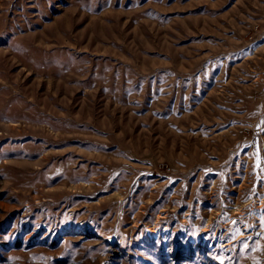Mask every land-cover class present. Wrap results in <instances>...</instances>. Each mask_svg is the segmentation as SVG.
I'll return each instance as SVG.
<instances>
[{"label": "rangeland", "instance_id": "374dc122", "mask_svg": "<svg viewBox=\"0 0 264 264\" xmlns=\"http://www.w3.org/2000/svg\"><path fill=\"white\" fill-rule=\"evenodd\" d=\"M0 264H264V0H0Z\"/></svg>", "mask_w": 264, "mask_h": 264}, {"label": "bare ground", "instance_id": "6f19581e", "mask_svg": "<svg viewBox=\"0 0 264 264\" xmlns=\"http://www.w3.org/2000/svg\"><path fill=\"white\" fill-rule=\"evenodd\" d=\"M44 41V40H43ZM52 48V47H51ZM50 82V81H49ZM36 103V102H35Z\"/></svg>", "mask_w": 264, "mask_h": 264}]
</instances>
